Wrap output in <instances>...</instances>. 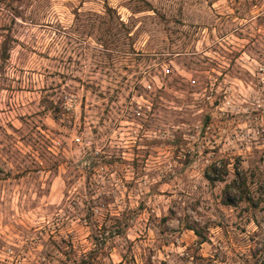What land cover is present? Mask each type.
I'll use <instances>...</instances> for the list:
<instances>
[{
  "label": "rangeland",
  "instance_id": "1",
  "mask_svg": "<svg viewBox=\"0 0 264 264\" xmlns=\"http://www.w3.org/2000/svg\"><path fill=\"white\" fill-rule=\"evenodd\" d=\"M0 264H264V0H0Z\"/></svg>",
  "mask_w": 264,
  "mask_h": 264
},
{
  "label": "trees",
  "instance_id": "2",
  "mask_svg": "<svg viewBox=\"0 0 264 264\" xmlns=\"http://www.w3.org/2000/svg\"><path fill=\"white\" fill-rule=\"evenodd\" d=\"M226 174H227V171L224 170V172L223 173H220V175H210V174H207L205 176H206V178H207V180L209 182L214 183L215 181H222V180H224L223 178H224V176ZM244 186H245L244 178H242V176L237 171L235 173L234 179L231 180L229 183H226L225 184V187L223 189V192H224L225 196L228 195V193H229L230 190H232V191L234 190V192L237 193V192H240V190H243ZM226 202L228 204H232L231 203L232 201L230 199H228V197H227Z\"/></svg>",
  "mask_w": 264,
  "mask_h": 264
},
{
  "label": "built area",
  "instance_id": "3",
  "mask_svg": "<svg viewBox=\"0 0 264 264\" xmlns=\"http://www.w3.org/2000/svg\"><path fill=\"white\" fill-rule=\"evenodd\" d=\"M166 72H168V70H166Z\"/></svg>",
  "mask_w": 264,
  "mask_h": 264
}]
</instances>
